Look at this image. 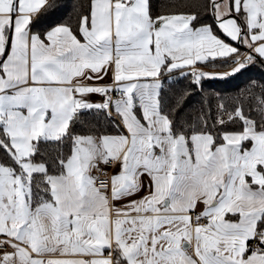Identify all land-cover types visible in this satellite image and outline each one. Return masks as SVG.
<instances>
[{"label":"snow or ice","instance_id":"obj_1","mask_svg":"<svg viewBox=\"0 0 264 264\" xmlns=\"http://www.w3.org/2000/svg\"><path fill=\"white\" fill-rule=\"evenodd\" d=\"M62 7L0 0V264H264V84L189 123L191 93L162 79L189 69L203 91L264 62V0H210L211 23L88 0L75 28L42 30ZM218 58L234 66H197ZM109 161L102 191L90 173Z\"/></svg>","mask_w":264,"mask_h":264},{"label":"trees","instance_id":"obj_2","mask_svg":"<svg viewBox=\"0 0 264 264\" xmlns=\"http://www.w3.org/2000/svg\"><path fill=\"white\" fill-rule=\"evenodd\" d=\"M210 0H150L152 4V10L155 14L169 13V12H196L204 23H211L212 18L210 12L207 11L205 7L201 5H207ZM58 3L63 5V7L56 13L52 14L50 17L44 21L46 30L47 27L54 26L59 23H67L76 27L77 21V11L79 8L81 12L84 7L88 4V0H58ZM215 30V25L213 24ZM33 30H36L35 28ZM217 35L221 38H225L222 33L216 31ZM230 42V41H228ZM242 55L243 50L239 48ZM215 64V67L213 66ZM202 71L209 72H224L228 71L231 67L228 62L224 66H221V60L218 58L216 61H210L206 64H198ZM184 72H189L190 70H181ZM181 71L173 70L171 73L172 79H168L167 73L162 77L164 82V91L169 96L172 97L173 93L178 92H190L191 94L186 97V102L184 107L181 109V114L186 116L189 123L192 121V117L199 114L201 105L204 104L205 99L209 101L212 108V116H216V105L218 103L214 94L219 93L224 97L235 96L240 93L241 90L249 86L251 82H256L257 88L260 84H264V62L259 59L255 63H252L246 67V70H242L238 74H232L228 77H216V78H204L202 80L203 91L199 89L198 86H190L192 81L191 75L182 76ZM195 109V112L193 111ZM206 110V109H205ZM99 131L107 130L109 133L114 134V129L102 118L99 121Z\"/></svg>","mask_w":264,"mask_h":264},{"label":"built area","instance_id":"obj_3","mask_svg":"<svg viewBox=\"0 0 264 264\" xmlns=\"http://www.w3.org/2000/svg\"><path fill=\"white\" fill-rule=\"evenodd\" d=\"M110 95L115 96L116 94L110 93ZM115 167L116 165H114L112 161H109L108 163L99 164V170H97V168H93L91 170L90 174L96 178L95 180L96 186L98 188H101L102 191L104 190L102 186L105 184H107L110 188V177ZM201 222H206V221L202 220ZM188 250L191 251V248H189Z\"/></svg>","mask_w":264,"mask_h":264},{"label":"crops","instance_id":"obj_4","mask_svg":"<svg viewBox=\"0 0 264 264\" xmlns=\"http://www.w3.org/2000/svg\"><path fill=\"white\" fill-rule=\"evenodd\" d=\"M226 42H228V41H226ZM230 42H231V41H230ZM233 46H236V47H238V48H242L243 52H244V51H248V49L245 48V47L242 46V45H237V44L233 43ZM198 64H200V63H198ZM182 70H188V69H182ZM176 71H177V70H176ZM178 71H181V70H178ZM104 82H105V83H110V82H112V81H111V73H109V74L107 75V78L105 79ZM89 99L92 100L93 102H95V101H99V100L101 99V97H100L99 95L93 94L92 96L89 97ZM118 170H119V169H118V165H116V167L114 168L112 174H114V173L117 172ZM112 174H111V175H112ZM145 182H146V180H145ZM109 190H110V188H109ZM140 195H143V192H141ZM132 198H138V197H132ZM124 202H126V201H121V203H124ZM202 207H203L202 205H198L196 211L198 212V211L202 210ZM104 255H107V252H105Z\"/></svg>","mask_w":264,"mask_h":264},{"label":"rangeland","instance_id":"obj_5","mask_svg":"<svg viewBox=\"0 0 264 264\" xmlns=\"http://www.w3.org/2000/svg\"><path fill=\"white\" fill-rule=\"evenodd\" d=\"M243 53H245V51ZM243 53H242V55H243ZM229 63H230L231 66H234L231 62H229Z\"/></svg>","mask_w":264,"mask_h":264}]
</instances>
